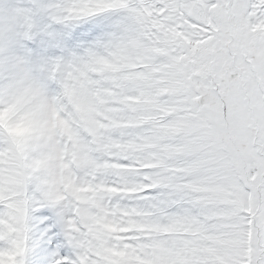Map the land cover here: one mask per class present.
<instances>
[{
  "label": "rangeland",
  "instance_id": "374dc122",
  "mask_svg": "<svg viewBox=\"0 0 264 264\" xmlns=\"http://www.w3.org/2000/svg\"><path fill=\"white\" fill-rule=\"evenodd\" d=\"M137 4L142 51L130 59L162 73L146 83L160 79L161 93L172 89L202 115L208 137L199 146L216 150V167L197 162L179 181L169 176L183 191L163 209L164 185L141 178L140 189L127 187L125 175L142 168L107 163L105 137L91 142L96 151L74 152L64 123L81 100L100 95L92 65L104 53L71 33L85 17L64 22L57 10L84 3L0 0V264H264V0H130L122 11ZM218 48L247 54L227 92L214 75Z\"/></svg>",
  "mask_w": 264,
  "mask_h": 264
},
{
  "label": "bare ground",
  "instance_id": "6f19581e",
  "mask_svg": "<svg viewBox=\"0 0 264 264\" xmlns=\"http://www.w3.org/2000/svg\"><path fill=\"white\" fill-rule=\"evenodd\" d=\"M82 1L84 8H70L66 15L63 14L64 10L58 9L59 18L65 22L74 18L78 12L85 17L81 24L79 21L71 24L73 26L70 31L74 36L91 38L104 56L95 55L92 65V71L98 79L96 85L99 86L96 89L100 88V95L81 100L79 109L69 110L72 120L64 123L66 133L73 144L72 149L76 152L78 148L80 153L96 151V145L93 146L91 142H98V137H105L102 146L107 152V163L110 161L114 165L126 164L142 168L139 172L131 171L125 175L130 180L127 187L132 190L140 189L137 181L141 178H146L144 183L151 186L164 185L159 191L164 193V199L158 208H171L174 204L171 196L180 195L183 190L170 185L169 176L179 181L183 172L185 174V170L197 162L203 166L202 162L205 161L206 165L216 167V163L211 162L217 156L216 150L211 148L206 152L199 146L208 137L200 130L202 115H197V118L192 116L190 111H187L185 102L181 101L182 98L177 102L175 95L171 93L172 89L161 93L160 79L146 83L144 77H158L162 73H158V70L143 69L144 61L140 58L130 59L131 52L138 49L142 51L144 16L140 12L139 4L133 12H125L121 7L130 0ZM115 8L120 9V13L115 12ZM96 16L100 19H96ZM130 35L137 38L127 39ZM92 104H96L99 109H92ZM96 116L98 120L94 123ZM73 120L78 125L80 122L85 126L87 124L93 137L86 136L87 129L74 125ZM199 153L201 156L197 157ZM170 166H180V169L178 172L171 171ZM112 172H117V169L114 168ZM139 207L141 208V205ZM177 211L164 215L160 220L164 222L166 219H173ZM161 229L170 233L175 231L172 226L167 225H162ZM165 239L164 242L160 241V245L165 243ZM165 249L161 246L156 253L159 251L162 258L167 259L171 253H166Z\"/></svg>",
  "mask_w": 264,
  "mask_h": 264
},
{
  "label": "trees",
  "instance_id": "16d2710c",
  "mask_svg": "<svg viewBox=\"0 0 264 264\" xmlns=\"http://www.w3.org/2000/svg\"><path fill=\"white\" fill-rule=\"evenodd\" d=\"M245 15V11L243 12V7L240 8L238 14L234 16L233 18V24H238L240 21L239 19H242ZM225 43V42H224ZM228 45V41H226V46ZM226 52H228L227 57H226ZM226 58V59H225ZM247 54L245 52H232L231 50L228 49H222L218 48L217 50V70L214 75L220 77L222 82H224L223 85H220V90H224L227 92L229 90V83H227L228 78L237 77V69L236 67V60H241V67L242 71L247 70V62H246ZM254 59H257L256 55H253ZM239 73V72H238Z\"/></svg>",
  "mask_w": 264,
  "mask_h": 264
}]
</instances>
